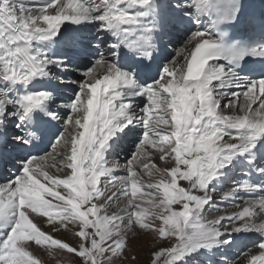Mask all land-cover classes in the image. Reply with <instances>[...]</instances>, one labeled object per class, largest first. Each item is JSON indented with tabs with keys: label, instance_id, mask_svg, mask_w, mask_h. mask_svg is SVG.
Here are the masks:
<instances>
[{
	"label": "snow or ice",
	"instance_id": "snow-or-ice-1",
	"mask_svg": "<svg viewBox=\"0 0 264 264\" xmlns=\"http://www.w3.org/2000/svg\"><path fill=\"white\" fill-rule=\"evenodd\" d=\"M241 12L0 0V155L20 152L0 181V264H41L33 244L117 264L141 236L156 242L148 264H264V75H240L247 57L250 75L264 68V44L232 42ZM174 34L183 46L157 63Z\"/></svg>",
	"mask_w": 264,
	"mask_h": 264
},
{
	"label": "bare ground",
	"instance_id": "bare-ground-1",
	"mask_svg": "<svg viewBox=\"0 0 264 264\" xmlns=\"http://www.w3.org/2000/svg\"><path fill=\"white\" fill-rule=\"evenodd\" d=\"M245 1H247L249 4H252V1H250V0H245ZM239 25H240V27H243L244 26L242 22H240ZM175 41H177V42H175ZM165 42H166V45L167 46L165 48H163V50L158 54V56H157V63H164V62H166L164 58L167 57V56L174 55V53L180 47L183 46L184 40H183V38L179 34H174L169 40H166ZM65 95H71V92H66ZM254 107H255V105H254ZM55 127L58 128L59 125L57 124V125H55ZM54 139H55V137L53 136L52 137V140H54ZM47 144H48V148H50L51 145H50L49 139L47 140ZM126 146L127 145L123 146V150H124V148ZM120 152H122V150ZM121 154L122 153H120V155H119V157H117V159H119L122 162L124 158L121 156ZM19 156H20V152H19L18 149H15V148H13L11 146H8V147L4 148L3 149V155H0V175H6L5 177H7L8 175H11V173L16 172V170L19 167V164H18ZM13 166H16L17 169H13ZM0 181H2V179H0ZM183 183H185V182L178 181V186L179 185H182ZM144 193H145V190L144 189H141V193H139L138 195H142ZM172 207L174 209H176V210H179V205H173ZM212 215H214V213L211 214V215H209L208 218H212ZM41 219H44V218L42 217ZM57 223H58V221H57ZM43 230L49 231V229H47V228H45ZM50 235H52V231L50 232ZM53 238H55V237L53 236ZM150 240H152L151 237H147L146 238L144 236H141L138 239H134V241H136L138 243H141V242L146 243L147 242V243L153 244V242L150 241ZM142 246L145 247L144 245H142ZM146 248H148V247H146ZM41 250L42 249H40V247H38L37 245H34L33 244V248H32L33 255H35L38 259H40L41 264H44L43 262L45 261V259L40 254ZM59 251H58V253H59ZM60 254L64 255V258H68L67 260L69 261V258L71 257L70 254H66V253L63 254L62 252ZM52 255H58V254H57V252H52Z\"/></svg>",
	"mask_w": 264,
	"mask_h": 264
},
{
	"label": "rangeland",
	"instance_id": "rangeland-1",
	"mask_svg": "<svg viewBox=\"0 0 264 264\" xmlns=\"http://www.w3.org/2000/svg\"><path fill=\"white\" fill-rule=\"evenodd\" d=\"M175 42H177V41H175ZM66 96H70V95H66ZM129 147H130V145H127L124 148V150H122V152H120V153H122L121 156L123 158L125 157L126 152H127ZM52 235L56 239L61 240L62 242H66L70 245L75 244L74 234L69 232L67 229L61 228V230L58 232L52 231ZM150 241H152L153 244H150L147 242L146 243H143V242L138 243V242L134 241V239H131L129 241V246L131 248L130 255H132V254L136 255L137 259L136 260H126L123 262L118 261L117 264H148L149 253L154 249V247H156V242H154L153 240H150ZM142 245H144L145 247H143ZM38 247H40V249H42L40 254H41V256H43V258L46 261V262L45 261L43 262L44 264H69V261L67 260L68 258H64V255L60 254L61 252L63 254H65L66 250H63V251L60 250L59 251L58 249H55L54 246L50 247L48 244H45L42 247L41 246H38ZM146 247H148V248H146ZM49 250L51 252H57L58 255H49ZM58 251H59V253H58ZM72 264H75V261H72Z\"/></svg>",
	"mask_w": 264,
	"mask_h": 264
}]
</instances>
